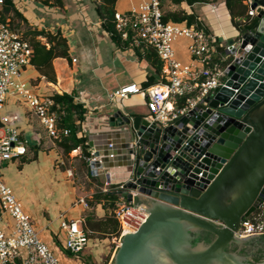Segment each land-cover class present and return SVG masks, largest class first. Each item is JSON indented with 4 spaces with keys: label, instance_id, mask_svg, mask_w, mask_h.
<instances>
[{
    "label": "water",
    "instance_id": "1",
    "mask_svg": "<svg viewBox=\"0 0 264 264\" xmlns=\"http://www.w3.org/2000/svg\"><path fill=\"white\" fill-rule=\"evenodd\" d=\"M252 8L256 26L227 41L225 86L202 107L165 126L110 109L125 138L115 193L135 203L110 264H264V235H236L264 203V0Z\"/></svg>",
    "mask_w": 264,
    "mask_h": 264
},
{
    "label": "crops",
    "instance_id": "2",
    "mask_svg": "<svg viewBox=\"0 0 264 264\" xmlns=\"http://www.w3.org/2000/svg\"><path fill=\"white\" fill-rule=\"evenodd\" d=\"M149 1L117 0L114 9L116 13H126ZM14 2L32 27L51 31L60 29L67 37L69 55L53 61L54 71L50 76L30 65L24 72V80L40 94L67 93L74 96L75 102L86 110L84 120L76 119L79 126L77 135L86 139V149L91 155L102 154L96 161L103 162L97 172H92L83 148L65 154L60 143L48 135L27 105L10 97L1 115L13 121L28 151L4 166V180L24 202L21 203L26 206V212L35 218L40 236L63 264H102L107 249V263L110 264L120 245V237L111 233L110 225L109 234L103 232V223L108 215L114 214V209L106 200L96 206L91 204L98 192L118 191L127 175L122 164L125 138L109 127V111L118 106L133 115L149 114L146 94H133L114 102L111 96L121 87L134 84L162 89V83L167 78L166 69L163 64L162 71H156L146 56L149 48L139 53V47H134L131 40L118 41L104 28L105 20L98 10L103 0H61L60 5L53 6H44L35 0ZM166 5L171 12L184 10L195 15L198 20L193 24L202 25L208 33L216 35L221 41L219 47L226 49L227 41L241 31L232 20L226 0L196 2L193 5L167 0ZM16 21L19 25H26L21 18H16ZM191 42L184 36L174 41L175 56L183 65L194 61ZM217 52L218 60L224 57L219 49ZM2 133L0 131V135ZM81 199L86 200L89 206L80 203ZM121 199L120 196L119 201ZM61 215L67 219L85 216L94 223L92 226L89 222L88 226L85 224L86 231L91 232L93 255L80 253L77 256L65 249L66 233L61 228Z\"/></svg>",
    "mask_w": 264,
    "mask_h": 264
},
{
    "label": "built area",
    "instance_id": "3",
    "mask_svg": "<svg viewBox=\"0 0 264 264\" xmlns=\"http://www.w3.org/2000/svg\"><path fill=\"white\" fill-rule=\"evenodd\" d=\"M244 1L248 15L255 18L257 9L252 8L253 0ZM3 3L4 0H0V8ZM114 21L122 40H131L134 47L146 46L157 52L167 78L161 90L136 84L121 87L111 96L112 102L133 94H146L147 119L165 126L202 107L206 98L225 86L229 63L224 57L216 58L218 43H221L219 38L199 24L166 21L160 0L142 3L126 13L117 12ZM182 36L192 40L190 51L194 61L189 65H183L176 58L173 48L174 41ZM32 54L33 48L23 34L14 31L8 23L0 22V131H3L0 135V264H63L40 236L31 216L24 210L13 188L5 182L3 174L8 162L28 151L10 117L1 115L10 97L24 102L55 142L61 143L70 133L69 129L59 125L65 115L61 105L51 96L33 90L24 80ZM179 97L186 101L182 107H177ZM110 146L113 147L112 144ZM97 159L94 154L87 158L92 172H97L98 168L92 167ZM125 199L122 197L114 210L121 227L120 238L126 232L135 207V203H128ZM80 203L89 206L84 199ZM10 217L14 219L13 225ZM61 228L66 233L65 249L70 253L78 256L90 244L83 217L67 219L61 215ZM236 235L241 238L264 235V203L240 225Z\"/></svg>",
    "mask_w": 264,
    "mask_h": 264
},
{
    "label": "trees",
    "instance_id": "4",
    "mask_svg": "<svg viewBox=\"0 0 264 264\" xmlns=\"http://www.w3.org/2000/svg\"><path fill=\"white\" fill-rule=\"evenodd\" d=\"M44 6H53L60 5L61 0H35ZM117 0H103V5L98 7L100 14L104 17V28L111 32L114 37L120 41L122 40L121 36L117 33L115 29V3ZM161 1V9L164 15V19L166 21H172L176 23L187 22L188 24L195 23L198 19L193 14H188L184 10H179L176 12H171L167 8V0ZM176 4H181L182 2H188L190 5H193L196 2H209L210 0H172ZM227 8L232 16V20L235 25L243 32L252 29L257 24V19L252 18L248 15V7L244 4V0H226ZM13 14V15H12ZM16 18L24 20L26 23V30L22 33L19 29L21 26L16 21ZM239 18V19H238ZM0 22H5L10 25V27L16 31L22 33L24 38L30 43L33 48V54L31 59V65H33L39 72L45 74L47 77L50 76V73L54 71L53 69V61L57 57H66L69 55V41L67 37L63 34V32L59 29L56 31H51L45 28L32 27L29 24V21L24 17V15L17 9L14 0H4L3 5L0 8ZM42 39H45L44 42ZM123 41V40H122ZM128 46V42L125 43ZM146 48V46L139 47L138 52L140 50ZM148 48V47H147ZM225 47H219L220 54L223 53ZM147 58L152 62L153 66L156 68L157 72H161L163 69V62L159 58L157 52L149 48L146 53ZM226 64V63H225ZM42 94V93H41ZM56 103L60 104L62 109L65 111V115H63L60 119L59 125L61 128H66L70 130L68 136H65L60 143L61 148L64 153L69 155L74 150L79 147L83 148V151L86 155L85 159L91 157V154L87 151L86 139L83 137H78V129L79 126L76 123V119L84 120L86 115L85 108L76 103L74 100V96L64 93V94H49ZM185 98L179 97L177 102V107H182L185 104ZM88 163V160H87ZM96 177V176H95ZM120 195H117L114 192H98L95 196L91 204L96 206L102 200H106L110 203L112 209L117 208V204L119 201ZM92 216H89L91 218ZM85 220V224L88 226V222L90 225H94L92 221L85 216H83ZM105 228L103 232L109 234V225L112 227L111 233L115 236L120 237L121 235V227L118 219L115 217V214L108 215V218L105 223H103ZM87 229V228H86ZM89 239L91 232H87Z\"/></svg>",
    "mask_w": 264,
    "mask_h": 264
},
{
    "label": "rangeland",
    "instance_id": "5",
    "mask_svg": "<svg viewBox=\"0 0 264 264\" xmlns=\"http://www.w3.org/2000/svg\"><path fill=\"white\" fill-rule=\"evenodd\" d=\"M20 25H21V27L19 28L20 30H21V32L23 33L25 30H26V28H27V26L25 25V24H23V23H20ZM21 33V34H22ZM175 43L173 44V48H174V50H175ZM54 197H56V195L54 196ZM20 200V199H19ZM21 201V200H20ZM22 202V201H21ZM23 204H24V202H22ZM24 206V210L26 211V206L25 205H23ZM31 218H32V220H33V222H34V225H35V218L33 217V216H31ZM10 219H12V221H11V224L13 225L14 224V219L13 218H11L10 217ZM36 226V225H35ZM93 247L94 246H92L91 247V243L85 248V250L82 252V254H84V255H89L90 253H91V255H93L94 254V249H93ZM98 251H96V253H97ZM102 256H103V254H101ZM108 256H109V249H107L106 250V252H105V254H104V257H102V264H108L107 263V260H108ZM82 262V261H81ZM82 264V263H81Z\"/></svg>",
    "mask_w": 264,
    "mask_h": 264
},
{
    "label": "flooded vegetation",
    "instance_id": "6",
    "mask_svg": "<svg viewBox=\"0 0 264 264\" xmlns=\"http://www.w3.org/2000/svg\"><path fill=\"white\" fill-rule=\"evenodd\" d=\"M253 243H255V244L257 243V244H258V242H257V241H254Z\"/></svg>",
    "mask_w": 264,
    "mask_h": 264
},
{
    "label": "bare ground",
    "instance_id": "7",
    "mask_svg": "<svg viewBox=\"0 0 264 264\" xmlns=\"http://www.w3.org/2000/svg\"><path fill=\"white\" fill-rule=\"evenodd\" d=\"M159 90H161V89H159Z\"/></svg>",
    "mask_w": 264,
    "mask_h": 264
}]
</instances>
